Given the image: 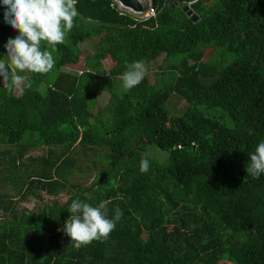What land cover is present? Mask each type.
<instances>
[{
    "label": "trees",
    "instance_id": "obj_1",
    "mask_svg": "<svg viewBox=\"0 0 264 264\" xmlns=\"http://www.w3.org/2000/svg\"><path fill=\"white\" fill-rule=\"evenodd\" d=\"M172 2L151 0L154 13L140 20L112 0H78L55 67L22 73L20 95L9 62L0 264H264V174L246 172L264 141V0H197L195 23ZM4 11L0 0V58L19 34ZM92 38L104 49L85 57V71H61ZM162 55L157 83L145 75L123 87L128 64ZM99 92L108 99L93 111ZM164 95L185 109L169 116ZM74 199L109 201V218L122 212L107 240L77 247L62 231Z\"/></svg>",
    "mask_w": 264,
    "mask_h": 264
},
{
    "label": "clouds",
    "instance_id": "obj_2",
    "mask_svg": "<svg viewBox=\"0 0 264 264\" xmlns=\"http://www.w3.org/2000/svg\"><path fill=\"white\" fill-rule=\"evenodd\" d=\"M137 1L143 6L145 14L141 0ZM77 3L78 0H2L5 6L4 22L19 34L9 38L4 45L6 58H0V77L8 78L9 62L17 69L13 78L15 82L25 79L22 73H49L56 63L53 53L57 51L58 45L65 44L68 33L74 27L75 18L79 15ZM128 14L132 15L130 12ZM132 16L140 20L149 17ZM146 73L143 61L128 64L121 76L123 87L131 89L139 85ZM249 160L246 172L258 179L264 174V141L258 143ZM149 168L150 162L142 157L140 171L147 173ZM108 204L109 201L104 200L93 206L74 199L62 231L71 237V242H75L77 247L88 245L94 240H107L122 218L119 210L109 218Z\"/></svg>",
    "mask_w": 264,
    "mask_h": 264
},
{
    "label": "rangeland",
    "instance_id": "obj_3",
    "mask_svg": "<svg viewBox=\"0 0 264 264\" xmlns=\"http://www.w3.org/2000/svg\"><path fill=\"white\" fill-rule=\"evenodd\" d=\"M141 2H142V4L145 7L144 17H145V15L146 16L150 15V10L148 11V8L150 6L151 0H141ZM115 5L120 10L121 6L117 2H115ZM81 47H82L83 50H85V53L81 56V58L75 64L70 65V66H66L61 71L67 72V73L73 74V75L77 74L80 71H85V68H86V63L84 61L85 57H88V56H90L93 53H98V52L103 51L104 43L99 41V39L92 38L90 40V43H88V44L83 43V44H81ZM209 57H210V49L206 52V54L204 56V60L207 61L209 59ZM104 62L106 63V67L107 68L111 67V61L108 58H107V60L104 59ZM164 62H165V56L162 55V56L159 57L158 61L155 62L154 66H151V65L150 66H146V68H147L146 75H147L148 82L150 84L157 83L158 76L162 72L161 66L164 65ZM9 68H10V72L14 76H16L17 70L15 71V68L12 65H10ZM23 82H24V80L23 81H19V82H15L14 79H13L12 84L14 85V91H15L16 95H20L22 87H23ZM114 84L118 85L119 84V80L116 79ZM107 99H108V95L106 93L99 92L97 94V97H96L95 105L92 107L93 111H94L95 107L102 108L105 105ZM165 100H167L166 95H164L162 97L161 101H162V103H164V107H165V109H166V111H167L169 116H172L174 113H181L182 110H184L185 107H186V102H184V101H179L178 102L174 98L168 99L166 102H164ZM174 106H176L177 110H174V108H173ZM176 115H178V114H175V116Z\"/></svg>",
    "mask_w": 264,
    "mask_h": 264
},
{
    "label": "water",
    "instance_id": "obj_4",
    "mask_svg": "<svg viewBox=\"0 0 264 264\" xmlns=\"http://www.w3.org/2000/svg\"><path fill=\"white\" fill-rule=\"evenodd\" d=\"M114 2H117L121 6L122 11L130 12L132 15H134L137 18H141L144 16V10L143 6L137 1V0H113ZM186 3V5L182 8V11L195 23L198 20V17L196 14L193 13V11L190 9V5L196 2V0H182ZM171 7H175L177 4L174 2L172 3V0H168Z\"/></svg>",
    "mask_w": 264,
    "mask_h": 264
},
{
    "label": "built area",
    "instance_id": "obj_5",
    "mask_svg": "<svg viewBox=\"0 0 264 264\" xmlns=\"http://www.w3.org/2000/svg\"><path fill=\"white\" fill-rule=\"evenodd\" d=\"M149 10H150V15H152L154 13L153 10L151 8H149Z\"/></svg>",
    "mask_w": 264,
    "mask_h": 264
}]
</instances>
